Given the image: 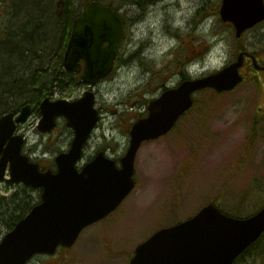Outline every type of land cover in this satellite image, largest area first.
<instances>
[{"label": "rangeland", "instance_id": "374dc122", "mask_svg": "<svg viewBox=\"0 0 264 264\" xmlns=\"http://www.w3.org/2000/svg\"><path fill=\"white\" fill-rule=\"evenodd\" d=\"M107 1L113 3L127 22L118 46L117 67L94 89L102 117L85 152L89 156L106 150L120 158L129 143L128 130L141 112L146 113L149 101L160 94L161 85L176 84L185 64L194 57L200 58L190 74L221 69L235 59L231 44L234 47L236 41L232 28L217 21L222 0ZM87 2L67 0L66 8L79 13ZM56 8L54 0L53 14ZM34 10L35 19L43 10L38 6ZM203 14L208 18L203 20ZM2 18L1 15L2 39H14L18 34L28 40L26 35L31 32L33 18L24 16L20 21L26 24L21 26L20 21L10 23ZM54 21V16H49L47 27L53 26ZM19 27L25 30L21 34L17 31ZM217 30L224 36L220 45L213 37ZM261 41L264 45L260 29L244 38L250 48L258 49ZM186 43L189 50H198L196 56L184 54L182 45ZM76 84L75 94L79 96L85 86H79L78 81ZM195 97L194 108L175 131L144 144L139 150L137 186L116 210L122 217L123 264L158 229L191 217L207 203L215 202L224 211L238 216L251 214L264 204L263 78L248 75L231 92L204 90L196 92ZM39 120L40 113L35 110L18 132L26 138L24 151L52 167L56 154L69 147L73 132L60 119L56 129L43 133L38 129ZM19 189L22 188L8 179L0 180V242L20 211L8 209L4 200ZM31 192L38 199L39 191ZM236 264H264V242L240 257Z\"/></svg>", "mask_w": 264, "mask_h": 264}, {"label": "water", "instance_id": "95a60500", "mask_svg": "<svg viewBox=\"0 0 264 264\" xmlns=\"http://www.w3.org/2000/svg\"><path fill=\"white\" fill-rule=\"evenodd\" d=\"M224 20L236 23L238 34L264 20V0H224ZM123 19L109 6L90 2L75 19L65 51L69 70L80 72L82 80L94 84L114 67L118 44L124 33ZM107 42V45H103ZM238 61L197 79L185 80L164 91L149 104V115L131 129V144L121 159V168L101 152L81 172L77 161L83 145L99 121L95 93L86 91L77 100L45 98L40 105L39 130L51 131L57 118L65 117L75 136L69 151L56 157L58 172L41 171L38 163L22 153L24 137L16 134L25 122L30 103L18 113L0 116V179L7 172L13 182L42 188V200L10 230L0 242V264H25L35 253H52L59 244L72 245L81 230L115 210L133 190L135 158L143 141L168 133L192 107L193 93L211 88L233 90L243 81ZM264 233V206L248 217H234L217 205L204 206L195 216L163 228L141 243L130 264H234Z\"/></svg>", "mask_w": 264, "mask_h": 264}, {"label": "flooded vegetation", "instance_id": "af4514ba", "mask_svg": "<svg viewBox=\"0 0 264 264\" xmlns=\"http://www.w3.org/2000/svg\"><path fill=\"white\" fill-rule=\"evenodd\" d=\"M61 1L63 0H57L56 14L60 17H63L64 11H65V7H64L65 3L64 2L62 3ZM11 5L13 6V0H3L0 3V16L1 15L3 16L2 18L3 21L11 22V18L6 17L7 14L8 15L11 14L10 12H8ZM85 7L86 6H83V9L77 15L73 17L71 25L67 23L65 27L64 35L62 38L63 45L60 49V53L61 55H63L62 56L63 63H64L65 50L67 48L68 41L70 39L74 20L77 16H80L84 13ZM217 21L219 24H222L224 26L227 25L232 28L231 33L233 36V40L236 41V44L234 45V47L231 44V52L233 56L234 54L236 55L235 59L234 60L232 59V61H230L226 65H229L233 62L238 61L239 58L241 57L243 64L240 67V72L244 77V81L247 79L248 75H255V74L262 77L264 80V45H262V41H261V46L258 49L255 47L250 48L244 43V38L246 34L250 33V35H254L255 32H257L259 29H260L261 36L264 38V20H261L255 23L253 26L242 31L240 34H238V29L234 21L232 20L224 21L221 18L220 8H219ZM0 22L2 21L0 20ZM8 25L9 23L6 25V29L8 28ZM219 30L215 31L213 35L215 40L219 42L218 45L224 42V36ZM106 44L107 42L104 43V45ZM187 52H188V57L190 56L194 57L196 56V54H198L197 49H190V50H187ZM117 54H118V50H117ZM195 58L196 57H194L192 60H194ZM80 64L82 66V69H84L86 65L85 60L83 59L80 60ZM66 71L74 73L76 76V79H79V78L81 79L82 71L79 73L71 71V70H66ZM100 82L101 81L97 82L96 84L92 86H89L87 84L80 82L79 86L84 85L85 89H88V88L95 89L100 84ZM56 87H53L51 89L52 91H47L43 94H40L39 97H42V98L49 97L51 99H59V98L60 99H76L80 97V95L78 96L75 94V91L72 93H66L65 91L61 92L59 90V87L57 88ZM195 101H196V97H195ZM32 104L33 105L37 104V102L32 103ZM147 114H148V110L146 111V113L141 112L139 117H144ZM185 116L186 115H183L182 118H184ZM182 118H180L177 121V123L173 127L172 131H170V133L175 131L180 126ZM163 138L165 137L163 136L156 140H160ZM156 140L146 141L143 143L142 146H144V144L148 142H154ZM105 152L107 153V155L115 159L117 165H120L121 158L115 155H111L109 151L105 150ZM94 156H95L94 154L87 156L86 152L83 153V157L79 163V166L80 167L84 166L87 162L91 161L94 158ZM41 165H43V163H41ZM135 177H136V173H135ZM121 222H122V217L119 216V214H117L116 211H114L113 213H110L108 216L104 217L103 219L83 229V231L79 234L77 240L71 246L59 245L53 253H37L33 255L27 261L26 264H123L122 249L124 247V244L120 238L121 237L120 236ZM90 226L92 227L88 229ZM134 253H135V250L132 253L131 258L133 257ZM130 260L128 261L127 264L130 263Z\"/></svg>", "mask_w": 264, "mask_h": 264}, {"label": "trees", "instance_id": "16d2710c", "mask_svg": "<svg viewBox=\"0 0 264 264\" xmlns=\"http://www.w3.org/2000/svg\"><path fill=\"white\" fill-rule=\"evenodd\" d=\"M0 1L2 2L3 0ZM138 1L140 3H143V1L146 0H138ZM66 2L67 0H65L64 2L65 11L63 17L56 15V12L54 13L55 15L52 13L53 14L52 16H54L55 21L53 22L54 23L53 26H51L53 32L50 34L51 39L48 44V47H45L46 51L43 50L41 48L42 46L38 44L31 45L29 41H26L25 38L20 37L18 34L14 39L11 40L13 44L8 46V44H6L7 39L5 40L2 39L0 34V54L6 52V54L9 55V57L13 60V62H16L14 63V66L11 67V64L9 65L8 61H6L5 58L3 57L0 58V115H2L5 112L16 111L20 108L21 105L26 103H36V102L38 103V101H40L41 98L39 97L40 94H43L47 91H52L51 89L53 87L57 86L59 87L60 91L61 90L65 91L66 86L70 84L71 81H75L72 83H77L78 79H76L75 74L72 72H68L64 69L63 61H62L63 55H61L60 53V49L63 45L62 44L63 41L61 37L64 35L62 33L61 24L64 23V30H65L67 23L71 25L73 17L78 14L77 10H72V9L67 10L66 7H68V5L66 4ZM101 2L107 5H111L113 6L114 9H116L113 3L107 0L106 1L101 0ZM204 17L205 15L203 14V18ZM122 18L124 22H127L126 18H124L123 16ZM41 26L42 23L40 22V20L32 21V27H34L35 30L37 31L40 30ZM24 44L28 46L30 45L31 49H29L28 47L26 48ZM33 47H38L40 51L39 58L35 56L33 57V53L36 52L34 51ZM43 51L45 53L41 54V52ZM54 53L56 54L55 57L52 56ZM33 58H37L36 61H39V63L36 66L35 65L31 66V64L34 61ZM18 65L28 66L30 68L28 70L25 69L24 71L18 74V70L15 69ZM24 72L25 75H22V73ZM3 78L5 80L4 82H3ZM44 82H47L48 86L41 88ZM161 87H165V86L162 84ZM31 190L33 189L27 186H23L22 189H19L18 191L12 193L10 197L4 200L5 203L7 204L8 209L20 208L18 214L15 215L16 220H11V223L9 224V229H11L15 225L17 220H19L20 218H22L27 214L30 207H32L35 203L38 202L37 197L33 196ZM263 242H264V236L254 245H252L244 253V255L250 253L253 249L257 247H260L263 244Z\"/></svg>", "mask_w": 264, "mask_h": 264}, {"label": "bare ground", "instance_id": "6f19581e", "mask_svg": "<svg viewBox=\"0 0 264 264\" xmlns=\"http://www.w3.org/2000/svg\"><path fill=\"white\" fill-rule=\"evenodd\" d=\"M54 0H13V6L11 5V7L9 8L8 12H10V18L13 21H20L24 16L27 15L28 18H33V13L35 12L34 8L35 7H40L42 8V14L38 17V18H33V20H40V22L42 23L41 29L40 30H35L34 27L30 26V30L31 32H28L26 35V41H29V43L32 44H38L40 46H42L41 48L43 50L46 51L45 47H48V44L50 42V34L53 32V29H51V27H47V21L49 16H52V5H53ZM65 2V1H64ZM27 18V19H28ZM11 23V22H10ZM20 24H26L23 23L22 21H20ZM62 25V33L64 34V23L61 24ZM21 26V25H20ZM47 27V28H46ZM17 31L19 32V34H21L22 31H25L24 28L19 27L17 29ZM55 31V30H54ZM61 34V35H63ZM23 37V36H22ZM59 37V36H58ZM63 38V36L61 37V39ZM12 39H7L6 40V44L12 45ZM27 44V43H26ZM24 44V46H26V48L28 47L30 48V45H26ZM34 52L33 53V57H37L39 58L40 56V51L38 49V47H33ZM45 52H41V54H44ZM53 57L56 56V54L54 53L52 55ZM5 58L6 61H8V64H11V67L14 66L13 60L9 57L8 54H6V52H3L2 54H0V58ZM37 58H33V63L31 64V66L33 65H37L39 63V61H36ZM44 60V59H43ZM41 62V60H40ZM30 67L28 66H17L15 69L18 70V74L21 73L22 71H24L25 69H29ZM22 75H25V72L22 73ZM4 78H3V82H4ZM48 83L44 82L43 87H47Z\"/></svg>", "mask_w": 264, "mask_h": 264}, {"label": "clouds", "instance_id": "9594fccd", "mask_svg": "<svg viewBox=\"0 0 264 264\" xmlns=\"http://www.w3.org/2000/svg\"><path fill=\"white\" fill-rule=\"evenodd\" d=\"M223 55H224V58H226V53H224Z\"/></svg>", "mask_w": 264, "mask_h": 264}]
</instances>
